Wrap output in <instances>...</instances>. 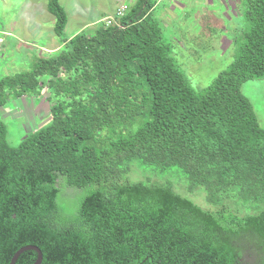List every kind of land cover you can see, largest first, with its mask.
Returning <instances> with one entry per match:
<instances>
[{
	"label": "trees",
	"instance_id": "16d2710c",
	"mask_svg": "<svg viewBox=\"0 0 264 264\" xmlns=\"http://www.w3.org/2000/svg\"><path fill=\"white\" fill-rule=\"evenodd\" d=\"M240 1L248 28L238 55L198 90L156 2L64 38L68 14L48 0L63 46L0 77V107L47 88L51 113L16 144L0 117V264L25 245L41 249V264H242V233L264 249V127L242 92L264 78V0ZM134 163L177 173L209 205L171 182L124 181L140 171ZM68 188L88 189L76 219L62 222ZM37 256L26 250L16 264Z\"/></svg>",
	"mask_w": 264,
	"mask_h": 264
},
{
	"label": "rangeland",
	"instance_id": "374dc122",
	"mask_svg": "<svg viewBox=\"0 0 264 264\" xmlns=\"http://www.w3.org/2000/svg\"><path fill=\"white\" fill-rule=\"evenodd\" d=\"M154 18L160 21L165 40L171 44L175 59L188 74L191 85L202 89L229 67L245 40L248 22L240 0H152ZM48 0H0V77L29 70L39 57L57 52L63 46L54 31L56 17L47 8ZM137 0H60L68 14L63 37L78 32H94L105 18L116 14L123 4L133 6ZM242 92L249 98L264 127V78L247 80ZM47 88L38 95L13 98L0 107V117L8 125V139L18 143L50 120ZM135 167L139 168L136 169ZM135 170L124 175V181L172 183L187 197L190 193L178 180V174L161 173L149 166L134 163ZM81 193L67 189V196L58 202L60 220L76 219ZM202 190L201 188H199ZM205 203V195L191 194ZM190 196V197H191ZM191 197V198H192ZM203 199V200H202ZM242 264H257L261 253L256 242L247 234L237 238Z\"/></svg>",
	"mask_w": 264,
	"mask_h": 264
},
{
	"label": "water",
	"instance_id": "95a60500",
	"mask_svg": "<svg viewBox=\"0 0 264 264\" xmlns=\"http://www.w3.org/2000/svg\"><path fill=\"white\" fill-rule=\"evenodd\" d=\"M29 249L36 250L37 253H38L37 259H36V261L33 264H41L42 263V260H43V253H42L41 249L38 246H35V245H25V246L19 248L14 253L13 257L11 258V261L9 262V264H16L17 259L19 258V256L23 252H25L26 250H29Z\"/></svg>",
	"mask_w": 264,
	"mask_h": 264
},
{
	"label": "built area",
	"instance_id": "2783aa9c",
	"mask_svg": "<svg viewBox=\"0 0 264 264\" xmlns=\"http://www.w3.org/2000/svg\"><path fill=\"white\" fill-rule=\"evenodd\" d=\"M129 9H130L129 4L121 5L120 7H118L116 14L105 18V23L107 25H112L113 23L120 24L119 20L128 12Z\"/></svg>",
	"mask_w": 264,
	"mask_h": 264
}]
</instances>
